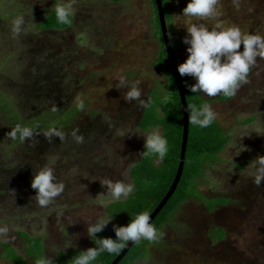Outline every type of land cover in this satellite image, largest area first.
<instances>
[{
    "label": "rangeland",
    "instance_id": "1",
    "mask_svg": "<svg viewBox=\"0 0 264 264\" xmlns=\"http://www.w3.org/2000/svg\"><path fill=\"white\" fill-rule=\"evenodd\" d=\"M186 2L172 4L170 35L180 62L187 55L182 38L190 23L212 26L219 19L224 25H238L242 32L264 35V0H216L220 15L204 18L181 15ZM53 3L0 0V102L4 99L30 117L66 104L78 108L82 100L72 127L64 129L67 136L78 128L84 140L77 143L71 135L49 140L45 130L15 140L7 135L13 123L0 110V225L8 227L0 234V264H15L4 256L6 244L33 264L21 232L42 236L44 255L53 261L59 252L92 247L86 225L109 206L98 203V194L107 187L98 179L133 183L131 171L141 162L144 148L145 131L139 121L145 107L125 100L127 89L119 77L138 80L144 99L166 81L154 64L160 44L152 0H72L74 26L42 32L37 24L51 13ZM16 16H23L24 23L14 35ZM256 60L232 99L201 94L216 113L214 119L228 129L230 143L221 160L206 166L198 179L202 203L191 199L183 204L160 231L150 257L138 264H264V180L260 186L253 183L255 158L264 155V58ZM187 79V85L194 83ZM250 117L254 121L244 123ZM45 164L63 181L64 190L41 206L30 182L33 172ZM217 197L230 201L209 210ZM112 224L111 219L104 229ZM215 227L226 231L224 240L214 237ZM65 228L73 247L63 249Z\"/></svg>",
    "mask_w": 264,
    "mask_h": 264
},
{
    "label": "trees",
    "instance_id": "2",
    "mask_svg": "<svg viewBox=\"0 0 264 264\" xmlns=\"http://www.w3.org/2000/svg\"><path fill=\"white\" fill-rule=\"evenodd\" d=\"M51 1L54 2V0ZM115 1L120 2L122 0ZM161 1L173 54L176 62L180 63V57L176 53L177 49H175L176 47L172 40V35H170V33L174 31V13L172 4L176 0ZM152 4L156 7L154 10V16L156 17V14L158 16L156 22L157 25L155 22L154 23L156 25L157 37L160 44V49L157 52L158 57L154 64L157 69L165 74L166 81L161 85L159 84L157 87H153L149 92L150 94L148 98L151 99V103L147 108L145 107L142 112L139 126L143 131L149 130L154 125L158 126L161 129V133L167 137L168 151L162 161H158L154 155L142 157L141 162H138L132 168L131 176L134 181L133 184L135 185V190L125 199L113 201L106 208V212L113 215L112 221L113 224L116 225L126 224L133 214L141 210H148L150 215L153 213L172 187L181 159L184 133V109L176 74L164 39L157 1L152 0ZM168 19L172 22V28H170L168 24ZM74 23L75 20L73 15L71 16L70 24L58 23L54 12L51 11L49 15L37 24V28L42 32H54L71 28L74 26ZM170 29L172 30L170 31ZM180 76L186 95L187 105L195 104L199 106L201 103H209L208 100L202 97V93L194 94L189 88H187V78H190L192 82H195L193 77L188 74L183 76L180 74ZM165 90L170 92H166ZM165 95L170 97L168 101L163 100ZM232 97L233 95H221L218 99L227 101L232 99ZM19 106L22 107V105ZM22 108L24 109V107ZM53 108L55 110H53ZM0 110L4 112L5 116L10 118L13 126L16 123L27 124L33 127L34 133L42 132L47 128L54 126L63 130L65 134L68 133L66 132L67 129L64 128L66 126L72 127V122L76 119L75 115L80 111L79 108L72 107V104H66V106L62 105L60 107L46 108L35 112L34 115H31L30 117H26L20 110L18 111L16 108L11 107L9 102L4 99L0 102ZM71 116L74 117L71 118ZM253 121L254 118L250 117L246 119L244 123L248 124ZM69 137L70 136L67 135L65 136V139ZM230 140L231 136L228 134V129L215 119H213L212 123L206 127H200L189 122V137L184 171L174 193L152 221V223L159 229V232L168 222L171 221L173 214L183 204L191 199H196L202 203L204 195L199 190L198 179L203 175L206 166H211L213 162L221 160L220 154L226 149ZM244 165L245 163L237 164V166ZM213 199L214 200L208 205L209 210L215 209L220 204L225 205L230 201L229 198L225 197H217ZM215 228V232H213L214 237L219 240H224L226 237V231L218 227ZM95 235L97 237L110 236L115 239V233L112 226L109 229L103 228ZM20 236H22L27 243L24 249L28 257L32 259V263L34 258L44 256L45 250L42 236L32 237L25 232H21ZM155 241L156 240L147 241L141 239L139 243H134L118 264H138L139 262L147 261L150 256V249ZM128 243H126L118 252L100 253L92 264H112ZM92 246H95L93 240ZM79 251L81 250L72 249L68 252H59L56 259L53 261V264H70L69 260ZM4 252V256L15 264H29L28 259L19 255L11 244L4 245Z\"/></svg>",
    "mask_w": 264,
    "mask_h": 264
},
{
    "label": "clouds",
    "instance_id": "3",
    "mask_svg": "<svg viewBox=\"0 0 264 264\" xmlns=\"http://www.w3.org/2000/svg\"><path fill=\"white\" fill-rule=\"evenodd\" d=\"M215 5L216 0H187L181 15L189 18L218 17L220 13ZM50 8L58 23H71L72 0H54ZM23 23V16L13 18L12 32L14 35L21 31ZM186 32L187 35L182 38V42L186 45L187 55L182 62L177 63V71L182 76L188 74L194 78V83L186 85L194 94L202 93L209 97L218 93L223 96L234 95L240 83L247 81L250 67L257 62L256 58H264V35L258 32H242L236 24L224 25V22L219 19L212 26L204 23H190L186 27ZM119 83L127 89L124 94L126 101H137L146 108L149 106L151 99L141 98L138 80H129L121 75ZM169 99L168 95L163 97L164 101ZM83 106V101H79L77 107L83 108ZM187 110L189 122L200 127H206L212 123L216 115L208 103H201L199 106L188 105ZM33 133V127L16 123L7 135L13 139L18 137L23 141L25 138L32 137ZM43 134L49 140L52 136L59 137L60 140L65 137V132L54 126L47 128ZM69 135L77 143L84 140L78 128H73ZM143 137L144 150L140 156L154 155L158 161H162L168 151L167 137L155 125L146 130ZM262 180H264V155H258L255 158L253 183L260 186ZM98 181L101 185L107 186L105 193L98 194L102 197L98 203L105 207L114 200L126 197L135 187L133 183L120 179L113 180L107 176L100 177ZM30 186L36 190L34 197L41 206L48 205L64 190L63 181L57 178L54 169L48 164L33 172ZM112 217L113 215L106 212L86 225L87 235L94 241L95 246L79 251L69 260L70 264H92L102 252L115 253L129 241L133 243H139L141 239L154 241L161 234L151 222L149 211L141 210L133 214L126 224L112 225L115 239L110 236L97 237L95 234L100 232ZM7 232V225H0V234ZM64 234L66 238L63 249L73 247V242L67 239L70 235L66 232V228ZM33 264H53L52 256H38L33 259Z\"/></svg>",
    "mask_w": 264,
    "mask_h": 264
},
{
    "label": "water",
    "instance_id": "4",
    "mask_svg": "<svg viewBox=\"0 0 264 264\" xmlns=\"http://www.w3.org/2000/svg\"><path fill=\"white\" fill-rule=\"evenodd\" d=\"M157 5H158V11H159V16L161 20V25H162V30H163V35L164 39L168 48V52L172 61V65L174 68V72L176 74V79L177 83L179 86L180 94H181V99H182V104H183V109H184V133H183V141H182V151H181V159H180V164L178 168V172L176 175V178L174 180V183L172 187L170 188L169 192L165 196V198L161 201V203L158 205V207L153 211V213L150 215L151 222L155 219V217L158 215V213L162 210L163 206L167 203L169 198L172 196L174 193L175 189L177 188V185L181 179L182 173L184 171V166H185V160H186V150H187V142H188V137H189V120H188V110H187V101H186V95L182 83L181 76L179 72L177 71V62L175 59V56L173 54V50L170 44V38L168 35V28L166 26V21H165V14L163 10V5L161 0H156ZM134 243L132 241H129L127 246L123 249V251L120 253V255L115 259V261L112 264H118L120 260L127 254L129 249L132 247Z\"/></svg>",
    "mask_w": 264,
    "mask_h": 264
},
{
    "label": "crops",
    "instance_id": "5",
    "mask_svg": "<svg viewBox=\"0 0 264 264\" xmlns=\"http://www.w3.org/2000/svg\"><path fill=\"white\" fill-rule=\"evenodd\" d=\"M150 257V256H149Z\"/></svg>",
    "mask_w": 264,
    "mask_h": 264
}]
</instances>
